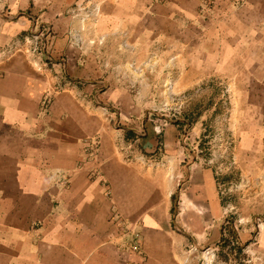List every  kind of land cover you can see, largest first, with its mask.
I'll use <instances>...</instances> for the list:
<instances>
[{
	"label": "crops",
	"instance_id": "crops-1",
	"mask_svg": "<svg viewBox=\"0 0 264 264\" xmlns=\"http://www.w3.org/2000/svg\"><path fill=\"white\" fill-rule=\"evenodd\" d=\"M153 62L161 91L222 83L264 169V0H0V264H200L231 230L264 264L260 202L223 227L215 170L155 131Z\"/></svg>",
	"mask_w": 264,
	"mask_h": 264
},
{
	"label": "rangeland",
	"instance_id": "rangeland-1",
	"mask_svg": "<svg viewBox=\"0 0 264 264\" xmlns=\"http://www.w3.org/2000/svg\"><path fill=\"white\" fill-rule=\"evenodd\" d=\"M153 66L154 62L151 64L152 70L146 73L137 67L133 70V78L142 80L145 77L153 84L152 108H156L152 115L154 129L163 136L169 128L167 126L178 125L177 145L197 152L195 157L215 170L219 194L223 203L227 204L223 227L227 229L234 224L231 220L236 213L232 204L234 199L244 196L247 199L255 198L260 202L259 206L264 208V169H245L240 166L236 152L240 144L239 129L236 123L226 117L231 108L225 103L229 92L222 83L212 90L201 86L202 90L197 95L191 90H179L169 75L166 88L161 91L159 84L165 78ZM158 147L163 148L165 145ZM157 159L153 163L162 161L159 156ZM166 171L171 177L172 167L166 166ZM230 232L226 239L222 238L220 246L201 250L200 264H263L262 256L247 249V246H241L236 231Z\"/></svg>",
	"mask_w": 264,
	"mask_h": 264
},
{
	"label": "built area",
	"instance_id": "built-area-1",
	"mask_svg": "<svg viewBox=\"0 0 264 264\" xmlns=\"http://www.w3.org/2000/svg\"><path fill=\"white\" fill-rule=\"evenodd\" d=\"M94 13V11H87L86 14H85V18L82 19V22H85L87 20V18L91 17L92 14ZM25 41V44H28L30 45L31 47L29 48V52L32 53V54H37L39 52H41V42H39L38 39H34V38H31V37H26L24 39ZM43 49V47H42Z\"/></svg>",
	"mask_w": 264,
	"mask_h": 264
},
{
	"label": "bare ground",
	"instance_id": "bare-ground-1",
	"mask_svg": "<svg viewBox=\"0 0 264 264\" xmlns=\"http://www.w3.org/2000/svg\"><path fill=\"white\" fill-rule=\"evenodd\" d=\"M208 261L210 260L209 257H207Z\"/></svg>",
	"mask_w": 264,
	"mask_h": 264
}]
</instances>
